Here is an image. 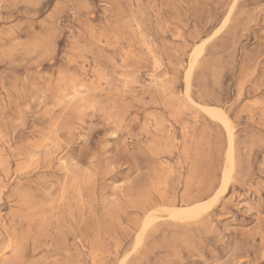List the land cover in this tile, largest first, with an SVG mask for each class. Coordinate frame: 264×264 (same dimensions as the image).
Segmentation results:
<instances>
[{
	"label": "rangeland",
	"instance_id": "1",
	"mask_svg": "<svg viewBox=\"0 0 264 264\" xmlns=\"http://www.w3.org/2000/svg\"><path fill=\"white\" fill-rule=\"evenodd\" d=\"M0 264H264V0H0Z\"/></svg>",
	"mask_w": 264,
	"mask_h": 264
},
{
	"label": "bare ground",
	"instance_id": "2",
	"mask_svg": "<svg viewBox=\"0 0 264 264\" xmlns=\"http://www.w3.org/2000/svg\"><path fill=\"white\" fill-rule=\"evenodd\" d=\"M198 55V54H197ZM195 58V57H194ZM192 60V59H191ZM190 63V62H189ZM188 80H190L189 78H188ZM74 87V86H73ZM201 107V106H200ZM202 108V107H201ZM203 109L205 110V111H207V113H210L212 116H215V112H216V110L215 109H217V108H211V107H208V108H205V107H203ZM215 110V111H214ZM221 113V112H220ZM207 115V114H206ZM210 116V115H209ZM226 120V119H225ZM226 124H227V122H225ZM225 123H224V125H225ZM222 124V123H221ZM229 124V123H228ZM227 128H228V126H227ZM225 129V128H224ZM231 139V138H230ZM230 141H232V140H230ZM232 157V156H231ZM232 160V159H231ZM230 164V166H231V163H229ZM228 164V165H229ZM231 168V167H230ZM229 171V170H228ZM229 173V172H228ZM224 175H226L225 173H224ZM227 177V176H226ZM226 177H224V178H226ZM229 178V177H228ZM227 178V179H228ZM227 189V188H226ZM224 190V189H223ZM222 190V191H223ZM203 204V203H202ZM195 206V205H194ZM210 207V206H209ZM193 208V207H192ZM173 209V208H172ZM175 209V208H174ZM177 210L176 211H178V208H176ZM180 209H183V210H180ZM185 209V210H184ZM186 209L187 208H179V211L178 212H174L173 210H172V218H174V219H176V218H178V217H180V216H183V217H187V216H191L193 213V209L190 211H186ZM184 211V212H183ZM174 212V213H173ZM186 217L184 218V219H186ZM209 217V216H208ZM171 220V219H170ZM140 243V242H139Z\"/></svg>",
	"mask_w": 264,
	"mask_h": 264
}]
</instances>
